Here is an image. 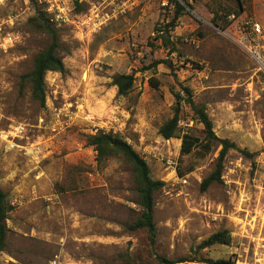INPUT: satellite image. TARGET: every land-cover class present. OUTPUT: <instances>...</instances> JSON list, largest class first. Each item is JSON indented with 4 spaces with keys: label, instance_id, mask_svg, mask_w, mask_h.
Wrapping results in <instances>:
<instances>
[{
    "label": "rangeland",
    "instance_id": "obj_1",
    "mask_svg": "<svg viewBox=\"0 0 264 264\" xmlns=\"http://www.w3.org/2000/svg\"><path fill=\"white\" fill-rule=\"evenodd\" d=\"M172 1L84 0L74 24H52L65 72L46 75L45 106L22 76L50 38L30 26V0L0 1V20L15 17L17 37L0 50V187L11 206L0 264H162L159 258L189 255L221 230L232 242L212 248L210 258L264 264V73L245 29L261 25L264 52V0H193V9L179 0L185 11L177 20ZM231 10L238 15L230 26L216 27L213 18ZM118 74L136 78L126 96L113 85ZM185 88L217 138L236 144L221 181L206 190L222 147L204 146ZM177 95L183 125L166 140L159 131L173 118ZM101 132L128 142L153 179L165 182L155 193L154 244L147 230H129L137 211L131 165L120 156L99 163L88 144ZM188 132L200 143L182 155ZM161 158L176 161V172Z\"/></svg>",
    "mask_w": 264,
    "mask_h": 264
},
{
    "label": "trees",
    "instance_id": "obj_2",
    "mask_svg": "<svg viewBox=\"0 0 264 264\" xmlns=\"http://www.w3.org/2000/svg\"><path fill=\"white\" fill-rule=\"evenodd\" d=\"M193 0H181L187 7L193 9ZM35 10V16L29 19L30 26L36 30L45 32L50 38L49 46L41 51L35 58L33 69L28 74L22 76V82L30 85L32 98L38 102L41 106H45L46 103V75L49 72H65V65L62 58L58 55L60 48L59 33L56 28L50 23L43 6L38 0H30ZM179 0H173L172 3L175 5V20L185 11V7ZM231 15H238L237 12L231 10L225 16H219L218 14L213 18V23L216 27L221 30H226L231 21L229 17ZM175 27L174 22L170 26ZM169 28L164 27L163 29L157 30L158 33H168ZM167 63V62H158ZM136 78L133 74H118L113 77V85L118 88V94L120 96H126L132 90L135 84ZM151 83L154 87H158V81L152 79ZM189 99L187 103L191 106L195 119L198 123L203 124L207 141L204 146L208 150L211 149L214 142H219L221 145V151L218 158V163L215 171L202 183L203 190H206L213 182L221 181L224 160L228 153L232 149H236V144L228 139L217 138L213 122L209 118L206 109L204 107H198L192 101V92L190 89L185 88ZM178 104L175 108V113L172 119L167 121L160 128V135L166 139L177 138V133L181 130L179 126L180 121V105L184 98L177 95ZM88 144L94 147L97 152V160L102 163L109 157H122L132 167L133 179L137 188V197L134 200L137 205V211H135L132 223L129 226L130 231L147 230L149 233L150 241L152 244L155 243L157 236L156 223L154 218L155 211V193L161 190L165 186V182L154 180L151 175V169L147 161L130 145L128 142L123 140L120 136L109 132H101L96 135L87 136ZM200 143V140L192 134L185 133L182 136L181 154H190L196 146ZM246 156H251L250 153L243 151ZM183 176L182 174H179ZM11 206L8 201V194L0 187V252L4 251L8 246V227L7 220ZM232 242L231 233L228 230L218 231L207 239L199 243L195 248L192 249L191 254L177 258L168 259L165 257L159 258L162 264H236L231 260L218 259L214 260L209 257V252L212 248L217 246L230 245Z\"/></svg>",
    "mask_w": 264,
    "mask_h": 264
},
{
    "label": "built area",
    "instance_id": "obj_3",
    "mask_svg": "<svg viewBox=\"0 0 264 264\" xmlns=\"http://www.w3.org/2000/svg\"><path fill=\"white\" fill-rule=\"evenodd\" d=\"M2 1V0H0ZM43 6L44 11L51 24L57 28H62L69 23L74 24V17L78 16L76 12V6L83 3L84 0H38ZM73 20V21H72ZM15 17H9L7 21L0 20V50H4L7 47L13 46L16 43V35L12 32L15 26ZM246 30L250 31V36H254L256 39L249 41V49L253 54L254 59L260 67V70L264 73V52L262 51V38L263 29L260 24L247 22L245 26ZM183 124L179 121V126ZM156 158V156L154 155ZM162 162H165L166 166L173 169L176 172L178 163L168 158H161ZM56 264L57 261H54Z\"/></svg>",
    "mask_w": 264,
    "mask_h": 264
}]
</instances>
